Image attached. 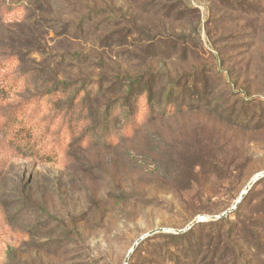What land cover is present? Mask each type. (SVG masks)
I'll return each instance as SVG.
<instances>
[{"label": "rangeland", "instance_id": "374dc122", "mask_svg": "<svg viewBox=\"0 0 264 264\" xmlns=\"http://www.w3.org/2000/svg\"><path fill=\"white\" fill-rule=\"evenodd\" d=\"M57 82L90 86L84 130L144 96L155 113L65 149L42 104L51 161L15 153L2 123ZM261 173L264 0H0V264H264V177L234 208Z\"/></svg>", "mask_w": 264, "mask_h": 264}, {"label": "trees", "instance_id": "16d2710c", "mask_svg": "<svg viewBox=\"0 0 264 264\" xmlns=\"http://www.w3.org/2000/svg\"><path fill=\"white\" fill-rule=\"evenodd\" d=\"M57 85L47 88L46 90L32 95L29 98L21 100L18 104L14 105L10 111V117L4 120L1 125L2 135L8 139V143L23 157L30 158L36 157L41 161H51L52 152L40 151V147H36L35 144L30 143V127H27L28 121L31 117H34L36 113L41 111L42 104H48V121L45 125V134L49 137L54 136L55 141L52 142V147L61 148V143L64 144V148L67 149L72 145V142L76 137V144L81 147H86L92 144H100L106 147H112L124 138L132 137L143 123L152 120L154 116V110L150 104V101L146 96L142 98H136L133 100L134 105L125 104L119 106L114 110H108L105 112V121L101 123L97 128L85 129L84 125L87 116L84 117L87 108V91L85 88L76 90L72 95L73 84H66L57 82ZM71 93V96H70ZM146 99L147 103L143 104V123L137 122V112L140 109L142 101ZM31 109V110H29ZM51 113V115L49 114ZM46 117V116H45ZM112 118L116 125L107 124L106 121ZM56 120L58 127L54 130V134H51V124ZM84 120V123L83 121ZM119 122V124H118ZM87 123V122H86ZM97 130L91 134L90 130ZM91 135H98L96 140L92 142ZM55 144V145H54Z\"/></svg>", "mask_w": 264, "mask_h": 264}, {"label": "water", "instance_id": "95a60500", "mask_svg": "<svg viewBox=\"0 0 264 264\" xmlns=\"http://www.w3.org/2000/svg\"><path fill=\"white\" fill-rule=\"evenodd\" d=\"M264 177V173H261V174H258L256 175L248 184L247 186L245 187V189L243 190V192L241 193V195L239 196L238 200L236 201L235 205H234V208L238 205V203L242 200V198L244 197V195L247 193V191L251 188V186L260 178ZM233 208V209H234ZM231 211V210H229ZM229 211L223 213L222 215L220 216H215V217H208L209 219L213 220V219H218L220 217H223L225 216ZM200 218H196L187 228H189L191 225H193L194 223L198 222ZM186 228V229H187ZM157 231H160L159 230H155V231H151V232H148L146 234H144L143 236H141L140 238H138L136 240V242L134 243V245L131 247L130 251L128 252V256L132 253V251L135 249V247L137 246V244L142 241L144 238H146L147 236L153 234L154 232H157ZM177 232H182V231H176Z\"/></svg>", "mask_w": 264, "mask_h": 264}]
</instances>
